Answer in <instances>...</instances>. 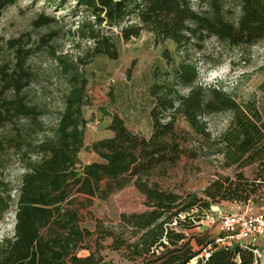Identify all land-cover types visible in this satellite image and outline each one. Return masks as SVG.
Here are the masks:
<instances>
[{"label":"trees","instance_id":"16d2710c","mask_svg":"<svg viewBox=\"0 0 264 264\" xmlns=\"http://www.w3.org/2000/svg\"><path fill=\"white\" fill-rule=\"evenodd\" d=\"M19 1L0 0V21ZM43 1L59 11L72 4L68 15L78 19L73 34L90 42V62L98 57L118 60L120 43L144 32L186 53L203 51L209 39L232 49L264 43V0H235L239 15L234 19L221 0H211L201 12L192 0ZM54 22L56 18L40 15L36 25ZM163 55L172 71L149 88L154 101L150 137L132 133L115 116L108 127L112 137L88 147V63L56 57L66 90L57 123L48 130L41 110L27 99L32 74L25 58L13 68L0 65V133L8 126L17 129L12 138L0 136V154L16 150L25 170L16 199L9 183L0 180V221L13 203L17 207L14 236L0 244V264H260L251 249L240 245L216 249L202 223L223 202L264 205V116L253 102L242 105L219 87L198 85L195 64L175 63L167 51ZM180 89L188 92L183 95ZM224 113L232 117L217 138V154L234 175L218 176L201 192H174L165 178L185 153L178 121L182 118L196 133L210 137L203 119ZM22 120L29 125L18 128ZM85 149L99 161L84 163L80 154ZM246 169H252L251 178ZM130 185L144 196L146 210L121 215L118 232L97 225L101 240H111L108 249L120 255L116 262L100 255L94 233L83 226L82 211L93 199L105 201ZM209 249L210 256L202 257Z\"/></svg>","mask_w":264,"mask_h":264},{"label":"rangeland","instance_id":"374dc122","mask_svg":"<svg viewBox=\"0 0 264 264\" xmlns=\"http://www.w3.org/2000/svg\"><path fill=\"white\" fill-rule=\"evenodd\" d=\"M192 1L197 12L207 11L211 2ZM221 2L229 10V19L239 15L235 0ZM71 6L69 4L59 11L47 8L43 0H20L4 12L0 21V65L13 68L17 61L25 58V68L32 74L31 84L26 91L27 99L41 110V121L46 129L56 125L63 108L66 85L56 60L60 55L88 63L85 67L89 80L88 105L84 108V117L88 121L85 140L87 147L110 136L108 127L115 116L122 119L132 133L150 137V111L154 101L149 88L172 71L170 60L163 55L165 51L175 63L186 60L196 65L198 85L219 87L242 105L253 102L264 116V43L251 48L232 49L215 39H209L203 51L191 48L186 53L183 50L178 52L172 42H156L152 34L144 32L138 39L120 43L118 60L98 57L90 62V42L81 41L73 34L74 22L78 19L68 15ZM40 15L56 18V22L38 27L36 21ZM187 92V89H180L183 95ZM231 117L230 113L205 117L203 120L210 137L196 133L180 118L177 127L186 138L183 143L185 153L165 178L171 190L179 194L201 192L218 176L234 175V169L222 167V158L217 154V138L227 130ZM27 125L28 120L17 123L18 128ZM16 132L15 125L14 128L8 126L0 136L12 138ZM31 135L33 140L38 138L32 130ZM15 152L14 149H6L5 153L0 154V180L9 183L14 199L25 173ZM80 158L84 163L99 161L97 155L86 149L81 152ZM245 173L247 177H252V169H246ZM144 203V196L130 185L105 201L93 199L92 205L82 211L83 226L94 233L93 240L100 244V255L116 262L121 260L118 253L108 249L111 240H101L97 225L118 232L121 215L144 212ZM249 206L256 212L260 205L223 202L214 206L203 221L202 230L207 229L210 238L214 239L220 234V211L240 212ZM16 209L13 203L0 221V244L4 238L14 236Z\"/></svg>","mask_w":264,"mask_h":264},{"label":"built area","instance_id":"2783aa9c","mask_svg":"<svg viewBox=\"0 0 264 264\" xmlns=\"http://www.w3.org/2000/svg\"><path fill=\"white\" fill-rule=\"evenodd\" d=\"M218 224L220 234L214 238L216 249L240 245L252 250L256 263L264 264V205L256 212L250 206L240 212L220 211ZM210 252V249L204 251L202 257L208 258Z\"/></svg>","mask_w":264,"mask_h":264},{"label":"crops","instance_id":"0c3cea01","mask_svg":"<svg viewBox=\"0 0 264 264\" xmlns=\"http://www.w3.org/2000/svg\"><path fill=\"white\" fill-rule=\"evenodd\" d=\"M110 133V136H108V137H112V133L111 132H109ZM108 137H105V138H108Z\"/></svg>","mask_w":264,"mask_h":264}]
</instances>
